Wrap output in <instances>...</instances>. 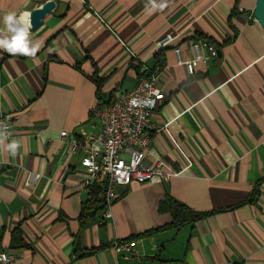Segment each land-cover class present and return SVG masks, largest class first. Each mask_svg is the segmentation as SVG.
I'll use <instances>...</instances> for the list:
<instances>
[{
	"label": "crops",
	"instance_id": "obj_1",
	"mask_svg": "<svg viewBox=\"0 0 264 264\" xmlns=\"http://www.w3.org/2000/svg\"><path fill=\"white\" fill-rule=\"evenodd\" d=\"M47 1L0 0V28L8 13L18 17ZM54 1L30 29L29 46L41 45L35 56L0 48V115L12 124L0 139V249L17 256L12 264H264L257 0ZM167 33L176 40L158 48ZM196 40L214 44L218 55L190 75L175 48L190 59ZM151 74L165 97L151 114L148 161L162 159V171L179 173L119 186L113 216L102 220L100 209L86 219L84 153H66L60 134L81 138L82 127L97 134L98 103ZM174 140L192 160L187 169ZM13 141L15 154L7 149ZM33 173L42 177L31 181ZM168 197L207 215L175 225L172 210L162 208ZM132 239L138 254L115 249Z\"/></svg>",
	"mask_w": 264,
	"mask_h": 264
},
{
	"label": "built area",
	"instance_id": "obj_2",
	"mask_svg": "<svg viewBox=\"0 0 264 264\" xmlns=\"http://www.w3.org/2000/svg\"><path fill=\"white\" fill-rule=\"evenodd\" d=\"M29 19H30V12ZM177 35L167 33L158 38L156 45L164 48L173 44ZM193 57L183 58L180 46L175 48L177 61L186 67L190 75L196 73L200 62L208 64L210 57L218 55L217 47L209 41L196 40L192 42ZM210 55L204 54V49ZM158 74L141 79L136 86L121 93L110 103L100 101L96 107V115L101 123L97 134L81 128V138L72 136L67 130L60 134L59 141L64 144L66 153H84L82 167L86 171L85 185L89 190L99 185L102 188L101 201L102 220L113 216V206L117 199L118 187L127 186L133 181L138 183L160 182L163 178L178 174L170 170L162 171L166 166L162 159H157L154 165L148 158L151 154L152 137L151 114L157 103L164 99ZM136 103L133 104L132 101ZM150 102V103H146ZM11 122L8 116L0 115V139L12 134ZM178 153L184 161L183 168L191 166L192 160L183 145L174 140ZM41 173H33L30 180L37 182ZM138 239L118 241L114 247L117 251L138 254ZM17 256L7 250L0 249V264H12Z\"/></svg>",
	"mask_w": 264,
	"mask_h": 264
},
{
	"label": "clouds",
	"instance_id": "obj_3",
	"mask_svg": "<svg viewBox=\"0 0 264 264\" xmlns=\"http://www.w3.org/2000/svg\"><path fill=\"white\" fill-rule=\"evenodd\" d=\"M155 7V3L153 0ZM164 4L159 5L163 8ZM4 27L0 28V48L4 49L10 55L21 54L25 56H35L41 45L39 43L29 46V33L31 29V22L28 13H22L18 17L16 13H8L3 17ZM136 103L135 100L132 101ZM150 103V102H146ZM2 135V134H0ZM2 143V140H0ZM18 143L13 141L7 145V149L15 154Z\"/></svg>",
	"mask_w": 264,
	"mask_h": 264
},
{
	"label": "trees",
	"instance_id": "obj_4",
	"mask_svg": "<svg viewBox=\"0 0 264 264\" xmlns=\"http://www.w3.org/2000/svg\"><path fill=\"white\" fill-rule=\"evenodd\" d=\"M158 56H159V54H158ZM157 63H158V66L164 65V61L161 58L157 59ZM151 75H148V77ZM102 192H103L102 188L99 185L95 186L91 190L90 198L87 202V206L84 209L87 212V216H85L86 219L92 218L97 213V211H99L101 209V207H99V204L101 203L100 198H101ZM162 208L163 209L167 208V209L172 210V212L174 214V224L175 225H180L181 223L186 222V221H194V220H197V219L207 215V214L195 212L192 209H190L189 207L178 202L177 200H174L171 197H168L162 203Z\"/></svg>",
	"mask_w": 264,
	"mask_h": 264
},
{
	"label": "water",
	"instance_id": "obj_5",
	"mask_svg": "<svg viewBox=\"0 0 264 264\" xmlns=\"http://www.w3.org/2000/svg\"><path fill=\"white\" fill-rule=\"evenodd\" d=\"M56 6L54 0H48L41 6L35 7L30 11V22L32 30H36L44 22L45 17L49 14ZM254 16L258 23L264 28V0H257ZM100 200H103L101 196Z\"/></svg>",
	"mask_w": 264,
	"mask_h": 264
}]
</instances>
